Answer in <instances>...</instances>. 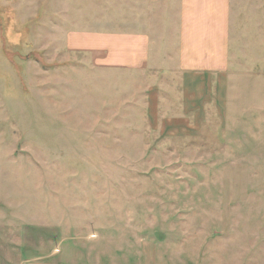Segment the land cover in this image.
Returning <instances> with one entry per match:
<instances>
[{
	"label": "rangeland",
	"instance_id": "374dc122",
	"mask_svg": "<svg viewBox=\"0 0 264 264\" xmlns=\"http://www.w3.org/2000/svg\"><path fill=\"white\" fill-rule=\"evenodd\" d=\"M119 1L0 0V264H264V75L106 65Z\"/></svg>",
	"mask_w": 264,
	"mask_h": 264
},
{
	"label": "crops",
	"instance_id": "0c3cea01",
	"mask_svg": "<svg viewBox=\"0 0 264 264\" xmlns=\"http://www.w3.org/2000/svg\"><path fill=\"white\" fill-rule=\"evenodd\" d=\"M119 2L120 18L111 19L110 11L107 18L111 20L94 32L98 40L90 47L105 51L106 65L146 67L154 37L175 28L171 43L183 71L219 77L228 74L230 68L241 71L247 61L248 67H253L250 73L264 75V0ZM80 46H84L83 42L73 44Z\"/></svg>",
	"mask_w": 264,
	"mask_h": 264
}]
</instances>
